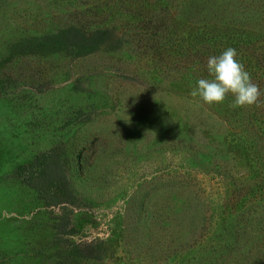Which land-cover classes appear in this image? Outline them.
I'll use <instances>...</instances> for the list:
<instances>
[{"label": "rangeland", "instance_id": "374dc122", "mask_svg": "<svg viewBox=\"0 0 264 264\" xmlns=\"http://www.w3.org/2000/svg\"><path fill=\"white\" fill-rule=\"evenodd\" d=\"M42 4L56 17L78 5L68 0ZM12 11L0 9V264H65L72 242L91 241L104 242L106 257L98 262L79 259L76 264H162L156 245L161 237L167 248L174 247L176 232L167 230L169 224L160 227L152 221L160 207L165 217L180 207L175 195L169 191L164 196L159 190L163 183L177 174L181 181L193 183L202 198H211L209 216L217 217L224 203L221 195H214L216 181L182 166L183 153L189 152L182 143L232 133L227 128H234L235 121L225 122L191 97L194 81L186 73L172 78L167 66L143 55L137 40L118 51L85 58L63 53L8 62L6 48L30 27L21 17H12ZM45 13L44 26L57 23ZM124 23L116 15L110 24L123 28ZM138 23L139 18L131 21ZM192 28L185 23L178 27L176 35L184 43L182 47L176 39L175 51L194 48L195 53V46L200 47L190 35ZM54 148L63 153L78 198L67 211L47 207L16 176L19 167ZM66 214L76 234L58 237L56 225ZM184 221L175 231L185 234L192 224Z\"/></svg>", "mask_w": 264, "mask_h": 264}, {"label": "trees", "instance_id": "16d2710c", "mask_svg": "<svg viewBox=\"0 0 264 264\" xmlns=\"http://www.w3.org/2000/svg\"><path fill=\"white\" fill-rule=\"evenodd\" d=\"M41 1L0 0V9L12 7V17L19 16L30 24L24 35L6 48L8 62L17 57L63 53L85 58L118 51L137 40L143 44V55H152L159 66H167L172 78L186 73L195 84L207 78L209 56L219 55L228 47L236 49L238 59L261 91L257 104L233 108L230 95L218 106L221 109L206 104L225 122L235 121L234 128H227L232 133H211L209 141L194 138L191 145L182 143L189 151L183 153L186 162L182 166L217 182L214 195H221L222 211L217 217L207 215L211 198H202L193 183L181 181L177 174L159 190L164 196L169 191L175 195L180 207L168 217L160 207L152 223L160 227L169 224L166 229L176 232L174 247L167 248L161 237L156 245L162 264L170 260L171 264H264V0H68L78 5L61 17L54 16L48 4L43 8ZM22 9L27 13L20 14ZM44 13L53 15L50 20L57 23L44 26ZM116 15L124 18L123 28L110 24ZM138 18L137 26L131 24ZM181 23L190 24L194 42L200 41L195 53L194 48L174 49L176 39H181L183 47V38L176 35ZM145 39L148 43H143ZM16 176L25 180L47 207L61 206L67 211L78 203L59 148L19 167ZM61 219L64 222L56 225L58 237L74 236L76 228L71 227L70 214ZM184 219L191 220V229L178 233L175 228ZM71 247L65 264H76L79 259L98 262L107 255L106 245L100 241L72 242Z\"/></svg>", "mask_w": 264, "mask_h": 264}, {"label": "clouds", "instance_id": "9594fccd", "mask_svg": "<svg viewBox=\"0 0 264 264\" xmlns=\"http://www.w3.org/2000/svg\"><path fill=\"white\" fill-rule=\"evenodd\" d=\"M206 71L207 78L196 81L190 92L191 97L207 105H219L230 95V106L233 108L257 104L261 91L238 59L236 49L228 47L219 55L209 56Z\"/></svg>", "mask_w": 264, "mask_h": 264}]
</instances>
